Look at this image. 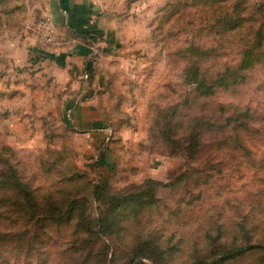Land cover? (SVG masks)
<instances>
[{
  "label": "rangeland",
  "instance_id": "rangeland-1",
  "mask_svg": "<svg viewBox=\"0 0 264 264\" xmlns=\"http://www.w3.org/2000/svg\"><path fill=\"white\" fill-rule=\"evenodd\" d=\"M55 2L0 0V264H264V0H151L141 112L96 135L22 47Z\"/></svg>",
  "mask_w": 264,
  "mask_h": 264
},
{
  "label": "crops",
  "instance_id": "crops-1",
  "mask_svg": "<svg viewBox=\"0 0 264 264\" xmlns=\"http://www.w3.org/2000/svg\"><path fill=\"white\" fill-rule=\"evenodd\" d=\"M149 6L151 0H56L46 16L55 35L72 43L56 49L33 36L23 40L25 55L47 75L41 83L63 90L69 118L81 132L105 133L108 128L98 126L124 111L139 116V75L154 45ZM81 32L97 38V50Z\"/></svg>",
  "mask_w": 264,
  "mask_h": 264
},
{
  "label": "trees",
  "instance_id": "trees-1",
  "mask_svg": "<svg viewBox=\"0 0 264 264\" xmlns=\"http://www.w3.org/2000/svg\"><path fill=\"white\" fill-rule=\"evenodd\" d=\"M261 11H263L264 13V3H262ZM236 14L237 17L235 21L233 22L231 18H228L225 22H222L223 27H228L227 25H233V27L235 28L243 27V24L245 22V18L243 17V9L238 5H236ZM79 36L83 37L87 43L89 42V40H97L96 37L90 35L88 32H81L79 33ZM255 41V43L251 44V47L245 50L240 69L251 67L253 64H256L259 61L261 62L264 59V21L262 22L261 29L258 31ZM6 182L9 183V181Z\"/></svg>",
  "mask_w": 264,
  "mask_h": 264
},
{
  "label": "built area",
  "instance_id": "built-area-1",
  "mask_svg": "<svg viewBox=\"0 0 264 264\" xmlns=\"http://www.w3.org/2000/svg\"><path fill=\"white\" fill-rule=\"evenodd\" d=\"M31 24L32 25L29 26V29H31L33 37L52 48L57 49L72 43L70 39L55 35V25L50 17H44L38 21L32 22ZM81 38L85 41L83 37ZM89 42L92 43L94 50H97L98 40H89ZM87 76L88 74L86 77Z\"/></svg>",
  "mask_w": 264,
  "mask_h": 264
}]
</instances>
